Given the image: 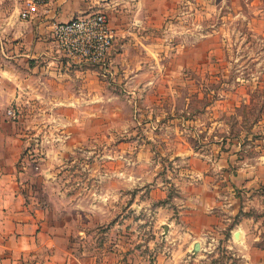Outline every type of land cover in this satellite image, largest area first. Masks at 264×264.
Here are the masks:
<instances>
[{"label":"rangeland","instance_id":"rangeland-1","mask_svg":"<svg viewBox=\"0 0 264 264\" xmlns=\"http://www.w3.org/2000/svg\"><path fill=\"white\" fill-rule=\"evenodd\" d=\"M21 6L0 0V192L21 196L14 221L77 263L264 264V0L63 4L66 18L109 17L102 65L7 56Z\"/></svg>","mask_w":264,"mask_h":264},{"label":"crops","instance_id":"crops-1","mask_svg":"<svg viewBox=\"0 0 264 264\" xmlns=\"http://www.w3.org/2000/svg\"><path fill=\"white\" fill-rule=\"evenodd\" d=\"M71 1L51 0L39 15L30 20H22L18 15L20 22L14 33L20 38V43L14 46L13 51L7 56L12 55V57H19L21 60L22 57L34 58L38 54H42L59 58L63 64L69 62L72 57L58 48L53 40L52 29L56 22L70 19L62 15L60 9L63 4ZM73 60L76 61L74 58ZM249 184L251 183L248 182ZM2 185L8 186V182L0 179L1 189H3ZM20 202L21 196L18 192H0V264H83L80 261L77 263L67 255L57 253L54 239L51 236H46L40 226L34 224L33 221L20 222L18 219V221H14V215L19 214L17 207ZM23 208L28 211V208ZM209 217L217 218V215L214 213ZM7 236L15 239L14 247H12L15 249L14 253H9L7 250L11 248L6 241ZM162 264L172 263L167 261Z\"/></svg>","mask_w":264,"mask_h":264},{"label":"built area","instance_id":"built-area-1","mask_svg":"<svg viewBox=\"0 0 264 264\" xmlns=\"http://www.w3.org/2000/svg\"><path fill=\"white\" fill-rule=\"evenodd\" d=\"M51 0H22L19 16L30 20ZM53 40L59 49L89 64H105L111 54L115 31L106 13L98 11L68 20L56 22L52 29ZM8 115L16 119L17 112L10 109Z\"/></svg>","mask_w":264,"mask_h":264},{"label":"water","instance_id":"water-1","mask_svg":"<svg viewBox=\"0 0 264 264\" xmlns=\"http://www.w3.org/2000/svg\"><path fill=\"white\" fill-rule=\"evenodd\" d=\"M196 248L199 249V244L196 245Z\"/></svg>","mask_w":264,"mask_h":264}]
</instances>
